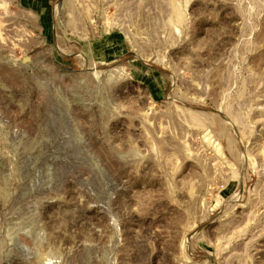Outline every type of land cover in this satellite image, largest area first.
Returning a JSON list of instances; mask_svg holds the SVG:
<instances>
[{
	"label": "rangeland",
	"instance_id": "374dc122",
	"mask_svg": "<svg viewBox=\"0 0 264 264\" xmlns=\"http://www.w3.org/2000/svg\"><path fill=\"white\" fill-rule=\"evenodd\" d=\"M0 264H264V0H0Z\"/></svg>",
	"mask_w": 264,
	"mask_h": 264
}]
</instances>
